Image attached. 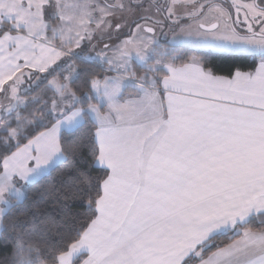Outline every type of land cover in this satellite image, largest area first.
I'll use <instances>...</instances> for the list:
<instances>
[{
  "label": "snow or ice",
  "instance_id": "obj_1",
  "mask_svg": "<svg viewBox=\"0 0 264 264\" xmlns=\"http://www.w3.org/2000/svg\"><path fill=\"white\" fill-rule=\"evenodd\" d=\"M9 246L0 264H264V0H0Z\"/></svg>",
  "mask_w": 264,
  "mask_h": 264
},
{
  "label": "trees",
  "instance_id": "obj_2",
  "mask_svg": "<svg viewBox=\"0 0 264 264\" xmlns=\"http://www.w3.org/2000/svg\"><path fill=\"white\" fill-rule=\"evenodd\" d=\"M190 54H195L197 56H205L206 60L210 62L211 65H216L219 68H227L234 63H240V61H233L230 57L227 56H221L216 53H206V51H198L195 53H190ZM248 65H245V70H248ZM134 70L136 69V65H133ZM130 91V90H129ZM253 227L258 228L260 225L258 222L252 225ZM219 239H223V237H220ZM10 246L9 248H5L3 250H0V261H3L5 256H7L10 252Z\"/></svg>",
  "mask_w": 264,
  "mask_h": 264
},
{
  "label": "rangeland",
  "instance_id": "obj_3",
  "mask_svg": "<svg viewBox=\"0 0 264 264\" xmlns=\"http://www.w3.org/2000/svg\"><path fill=\"white\" fill-rule=\"evenodd\" d=\"M64 2L68 3V4H72V3L76 2V1L75 0H69V1H67V0L65 1L64 0ZM243 2H247V0H243ZM125 31H127V29H125ZM171 37H172V32L169 31L167 28L164 30L163 33H160L159 36H158L161 44H164L167 40H170Z\"/></svg>",
  "mask_w": 264,
  "mask_h": 264
},
{
  "label": "flooded vegetation",
  "instance_id": "obj_4",
  "mask_svg": "<svg viewBox=\"0 0 264 264\" xmlns=\"http://www.w3.org/2000/svg\"><path fill=\"white\" fill-rule=\"evenodd\" d=\"M66 1V0H65ZM67 1H69V0H67ZM76 1V0H75Z\"/></svg>",
  "mask_w": 264,
  "mask_h": 264
}]
</instances>
